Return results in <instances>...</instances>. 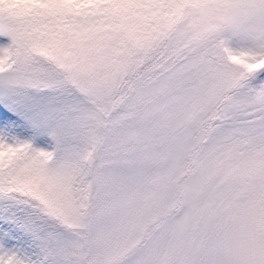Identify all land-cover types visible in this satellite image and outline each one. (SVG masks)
Instances as JSON below:
<instances>
[{
    "label": "snow or ice",
    "instance_id": "6c2138e0",
    "mask_svg": "<svg viewBox=\"0 0 264 264\" xmlns=\"http://www.w3.org/2000/svg\"><path fill=\"white\" fill-rule=\"evenodd\" d=\"M0 264H264V0H0Z\"/></svg>",
    "mask_w": 264,
    "mask_h": 264
}]
</instances>
